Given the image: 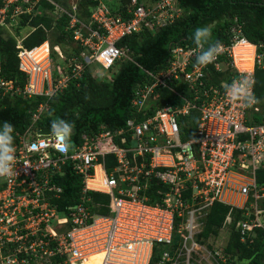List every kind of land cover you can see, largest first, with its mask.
<instances>
[{"label":"built area","instance_id":"1","mask_svg":"<svg viewBox=\"0 0 264 264\" xmlns=\"http://www.w3.org/2000/svg\"><path fill=\"white\" fill-rule=\"evenodd\" d=\"M39 1L0 0V28L19 32L22 16L41 13ZM45 1L52 5L50 14L66 15L65 29L80 50L64 59L47 38L25 47L22 39L33 29L25 21L28 31L14 40L24 81L0 74V98L42 96L27 124L14 132V174L0 177V264H87L89 256L97 264H227L224 246L208 247L197 235L215 201L228 207L222 225L230 223L231 209L240 211L233 224L239 241L251 239L255 229L264 232V109L245 108L225 91L234 80L254 79V68L264 66V45L248 41L235 20L227 29L228 43L221 42L220 54L207 66L193 60L197 43L170 44L167 64L145 70L131 88L129 104L141 112L162 88L177 100L155 103L145 118L127 117L118 129L101 125L92 136L82 135L81 143H70L65 155L51 126L37 131L46 100L91 62L110 71L118 60L130 59L129 48L115 44L120 37L154 31L184 10L176 0H126L121 9L95 0L81 18L78 0ZM52 53L65 60L63 68L54 66ZM181 84L184 90L175 89ZM193 111V133L183 138L180 117ZM64 165L79 176L81 189L59 209L56 179ZM86 191L108 196L106 213L92 209Z\"/></svg>","mask_w":264,"mask_h":264},{"label":"trees","instance_id":"2","mask_svg":"<svg viewBox=\"0 0 264 264\" xmlns=\"http://www.w3.org/2000/svg\"><path fill=\"white\" fill-rule=\"evenodd\" d=\"M65 5L64 0H57ZM95 0H78V15L86 17L88 8L95 4ZM126 0H119L117 7L122 8ZM176 4L183 8V13L171 23L158 27L154 31L148 29L138 33H129L115 41L116 46H126L130 50V59H120L113 67L111 79H95L88 66H85L79 78L69 81L59 92L46 100V112L38 126H51L57 118L67 120L73 125L71 143H81L84 136H92L100 130H114L123 126L127 117L136 120L145 118L151 113V105L177 98L165 88L158 90L155 101L149 102L147 108L141 112H133L129 99L131 88L134 84L145 78V70L155 71L167 64L169 45L187 44L194 45V31L204 25H214L212 40L204 44L206 49L210 43L219 40L228 43L227 29L235 20L240 24L241 32L246 39L255 44L264 45V0H176ZM41 13L31 17L22 16L20 23L25 21L33 27L22 39L25 47H31L40 43L45 38L50 45H58L64 59L70 56H78L80 46L72 44L69 32L65 29L67 17L61 14L58 17L45 13L51 11L52 5L45 0L38 4ZM53 30L51 38L48 31ZM0 28V74L5 79H16L17 84L22 85L24 75L16 68L14 40ZM78 58V57H77ZM196 61V56L193 57ZM219 74V73H217ZM253 92L259 99V105L264 109V66L254 68ZM175 89L184 90V86L177 85ZM42 100V96L22 98L18 95L6 94L0 98V131L3 130V122L8 121L14 127L12 132L20 131L28 122L29 114L34 106ZM195 122V112L180 117L182 137L192 135ZM264 175V168L260 170ZM56 183L61 187L57 202L65 206L77 199L81 185L79 176L73 173L67 166H62V173L57 176ZM157 185L152 184L151 188ZM90 197L93 210L98 213H106L108 196L104 193L86 191ZM228 207L219 202H213L208 208L197 237L203 239L216 234L222 226V221ZM231 220L227 225L229 234L223 251L227 254V264H264V232L255 229L251 239L244 242L238 240L237 233L233 230V224L239 217L240 211L230 210ZM243 261V263H241ZM87 264H97L96 256L86 259Z\"/></svg>","mask_w":264,"mask_h":264},{"label":"clouds","instance_id":"3","mask_svg":"<svg viewBox=\"0 0 264 264\" xmlns=\"http://www.w3.org/2000/svg\"><path fill=\"white\" fill-rule=\"evenodd\" d=\"M214 25H204L194 31V40L200 46V51L196 55V63L207 66L213 63L222 50V43L219 40L213 41L205 49L204 44L212 40V29ZM254 80L245 76L240 80H234L231 84L225 85V91L233 102H239L241 106L247 108L260 101L253 92ZM48 128V126H38ZM14 127L8 121L3 122V130L0 131V177H11L14 174L13 164L15 162L13 136ZM73 131L71 122L57 118L51 123V136L58 145V150L67 154L71 149L70 137ZM41 143L46 146L45 141Z\"/></svg>","mask_w":264,"mask_h":264},{"label":"rangeland","instance_id":"4","mask_svg":"<svg viewBox=\"0 0 264 264\" xmlns=\"http://www.w3.org/2000/svg\"><path fill=\"white\" fill-rule=\"evenodd\" d=\"M65 3H69V2H75L77 0H64ZM101 3L105 4L109 9H114L118 4H119V0H98ZM147 1V0H146ZM49 12V11H47ZM20 26H22V28H18L20 31L18 32L17 29L14 28V26H7L6 29L5 28H1L5 33L4 34H8V36H11L13 38V40L20 38L22 35L25 34V32L28 31L29 27L27 28H23L24 25L20 24ZM55 33V31L50 30L48 31V36L51 38ZM52 57H53V64L54 66H58L59 68H63V62L65 60H62L61 58H57L56 55L52 53ZM89 68L93 71H95L98 74H109L112 75L113 70L108 71V70H104L102 69L97 63L95 62H91L89 65ZM95 79H99L100 78L98 76L94 77ZM102 79V78H101ZM105 80V79H104ZM44 116V114L42 115ZM41 116V117H42ZM40 117V119H41ZM39 119V120H40ZM71 143V142H70ZM229 234V229L227 227V225H222L216 232V234L214 235H209L207 237L204 238L203 243L207 244L208 247L210 246H214V247H223L226 243L227 237ZM241 263H243V261H241Z\"/></svg>","mask_w":264,"mask_h":264},{"label":"water","instance_id":"5","mask_svg":"<svg viewBox=\"0 0 264 264\" xmlns=\"http://www.w3.org/2000/svg\"><path fill=\"white\" fill-rule=\"evenodd\" d=\"M48 128L46 127V128H40V129H38L37 131L39 132V133H45V132H48ZM73 132V131H72Z\"/></svg>","mask_w":264,"mask_h":264},{"label":"bare ground","instance_id":"6","mask_svg":"<svg viewBox=\"0 0 264 264\" xmlns=\"http://www.w3.org/2000/svg\"><path fill=\"white\" fill-rule=\"evenodd\" d=\"M93 257V256H92ZM87 258H90V256L89 257H87Z\"/></svg>","mask_w":264,"mask_h":264}]
</instances>
